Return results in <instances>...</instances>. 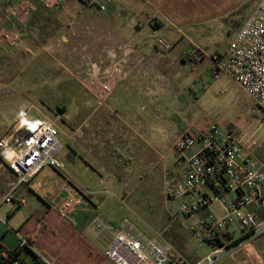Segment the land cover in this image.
<instances>
[{
    "label": "rangeland",
    "instance_id": "rangeland-1",
    "mask_svg": "<svg viewBox=\"0 0 264 264\" xmlns=\"http://www.w3.org/2000/svg\"><path fill=\"white\" fill-rule=\"evenodd\" d=\"M259 1H250L235 14H224L196 24L195 31L188 30L187 25L179 26L181 34L168 27L169 36L163 38L173 47L169 52H164L157 44V37L146 34L152 41L151 52L166 61L162 65L165 77L158 80L163 93L157 96L146 95L140 82H135L137 87L128 93L125 87L130 84V79L120 83L115 79L112 94L100 99L91 82L114 80L102 77L107 67L103 64H92L87 80L77 75L60 74L54 79V75L41 74L33 80L35 91L20 93L19 84L12 86V76L14 70L19 72L23 66L14 64V47L0 46V73H4L5 85L11 95L5 96L3 102L0 100V116L7 114V119L10 114L9 117L15 119L14 123L19 117H26L28 124L22 134L29 133L38 122L52 124L58 131L57 139L61 146L57 159L64 163L69 175L66 177L71 176L85 185L82 184L85 197L101 205L107 203L106 212L113 222L129 221L148 238L162 235L166 243L168 241L175 247L177 256L173 258L170 255L171 262L181 258L187 264H196L211 248L191 230L199 227L208 213L204 211L191 218H174L181 205L192 198L171 200L165 195L169 184L182 175V170L176 165L173 144L186 131L206 133L215 126L221 132L232 133L241 139L243 149L253 157L257 166L264 167V112L232 78L225 75L218 79L213 77L210 57L192 64L188 57L183 61V56L188 50L202 60L203 51L208 48L215 54H224ZM121 3L124 4L117 0L110 8L115 5L121 7ZM117 20L124 25L127 18ZM154 20L164 24L159 17H154ZM8 28H16L20 32L18 26ZM193 41L203 51L195 48ZM122 68L127 70V65L123 63ZM83 104L88 105V111L98 107V113L94 115L84 111ZM11 105L13 108L9 107ZM108 107L113 108V113H107ZM253 109L257 113H253ZM99 117L115 127L113 143L105 144L104 148L94 144L92 138ZM124 132L131 137L124 140L121 137ZM112 180L119 185L114 191ZM211 211L219 216L223 214L219 204L211 206ZM233 230V239L241 240L242 230L237 226ZM217 264H264V234L246 241L242 247L223 256Z\"/></svg>",
    "mask_w": 264,
    "mask_h": 264
},
{
    "label": "crops",
    "instance_id": "crops-1",
    "mask_svg": "<svg viewBox=\"0 0 264 264\" xmlns=\"http://www.w3.org/2000/svg\"><path fill=\"white\" fill-rule=\"evenodd\" d=\"M18 1L0 0V26L20 27L21 42L12 50L15 55L14 64L23 66L19 72L14 70L12 76V86L19 84L20 93L35 91L37 88L33 80L41 74L54 75V79L60 74L86 79L92 64H103L107 67L102 77L114 81L117 79L119 83L130 79V84L125 87L128 93L137 87L135 82H140L146 95L157 96L163 93L158 80L165 77L162 65L166 61L159 54L151 52L152 41L148 40L146 34L152 38L166 37L169 36L170 27L156 22L158 20L153 21L154 17L162 21L171 20L178 27L187 25L188 30L195 31L196 24L206 22L209 18L214 20L224 14H235L252 0H122L124 4L121 3V7L115 5L110 8L117 1L114 0L103 12L94 6H87L83 0H63L59 10L47 8L38 0H31L35 9L28 23L21 26L8 14V7ZM120 17L127 18L124 25V22L117 20ZM194 18L198 21L195 22ZM193 46L202 50L195 41ZM208 49L206 52L202 50L204 58L198 63L215 54ZM187 57L192 59L193 53L187 50L183 61ZM123 63L127 65V70H123ZM8 93L2 72V102L5 96H11ZM9 107L13 108L12 105ZM83 107L84 111H88V105L83 104ZM97 110L98 107L88 112L95 115ZM107 113H113V108L108 107ZM5 115L0 116V140L10 133V129L19 128L22 134L28 124L26 117H19L18 123H14L15 119L9 117L10 114L7 119ZM114 132L115 127L105 118L99 117L92 133L94 144L104 148L105 144L113 143ZM121 137L127 140L131 136L124 132ZM197 149L188 151V154ZM45 169L34 176L30 183L19 185L17 177L8 170L6 162L0 159V249L13 252L18 249L20 239L25 238L30 240L31 246L29 249H20L19 261L22 264H115L106 257V252L115 233L126 223H131L126 220L113 222L106 212L109 205H101L85 197L82 193L84 184L81 181L79 184L71 176L66 177L69 176L67 172H63V175L55 169ZM110 183L113 191L119 188L114 180ZM13 188L12 202H5ZM70 194L80 202L72 219L62 217L58 212L59 205ZM20 202L26 205L21 206ZM205 212L208 216H219L211 211V207ZM94 219L102 224L101 228L94 224ZM167 244L171 249V257L175 258L177 254L174 245L168 241Z\"/></svg>",
    "mask_w": 264,
    "mask_h": 264
},
{
    "label": "built area",
    "instance_id": "built-area-1",
    "mask_svg": "<svg viewBox=\"0 0 264 264\" xmlns=\"http://www.w3.org/2000/svg\"><path fill=\"white\" fill-rule=\"evenodd\" d=\"M38 1L55 10L63 6V0ZM83 1L87 6H94L103 12L114 0ZM34 9L31 0H19L8 7V14L17 23L25 25ZM163 21L165 26L183 34L174 23L167 19ZM20 42L21 35L16 28L0 26V46L10 48ZM157 44L164 52L172 49L171 44L161 36L157 37ZM210 59L214 78L218 79L221 75L232 78L264 112V0L259 2L254 13L236 33L228 51L214 54ZM200 60L201 57L195 54L191 62L197 64ZM91 85H95L94 92L100 99H105L112 94L115 83L114 80L92 81ZM252 111L257 113L256 109ZM19 130L15 129L0 140V159L17 177V184L30 183L46 167L66 172L64 163L57 159L61 146L57 139L58 131L52 124L38 122L26 135L20 134ZM197 147L195 152L188 154ZM173 151L182 175L169 184L165 195L171 200L192 198L181 205L174 218H191L214 204H219L223 210L221 216L210 214L200 222L199 227L192 228L191 232L211 248L196 264H217L223 256L242 247L246 241L264 234V167L257 166L253 157L243 149L241 139L214 126L206 133L186 131L173 144ZM14 191L15 188L5 202H12ZM79 203L70 194L59 205L58 212L62 217L72 219ZM20 205L26 204L20 202ZM93 222L98 228L102 227L96 219ZM235 226L243 233L238 241L233 239ZM30 246V240L21 238L18 249ZM170 250L160 235L148 238L126 223L115 233L106 257L115 264H187L181 258L171 262ZM2 256L7 258L9 255L0 252ZM8 260L11 264H22L11 257Z\"/></svg>",
    "mask_w": 264,
    "mask_h": 264
},
{
    "label": "trees",
    "instance_id": "trees-1",
    "mask_svg": "<svg viewBox=\"0 0 264 264\" xmlns=\"http://www.w3.org/2000/svg\"><path fill=\"white\" fill-rule=\"evenodd\" d=\"M25 248L29 249V247H25ZM20 251H21L20 249H17L13 252H5V251H2V249H0V252L7 253L9 255L7 258H5L4 256L0 257V264H11V261L8 260V258H10V257L12 260H15V259L19 260Z\"/></svg>",
    "mask_w": 264,
    "mask_h": 264
}]
</instances>
